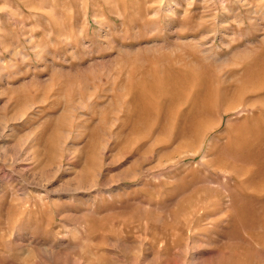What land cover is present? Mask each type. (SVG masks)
<instances>
[{
  "label": "rangeland",
  "instance_id": "rangeland-1",
  "mask_svg": "<svg viewBox=\"0 0 264 264\" xmlns=\"http://www.w3.org/2000/svg\"><path fill=\"white\" fill-rule=\"evenodd\" d=\"M0 264H264V0H0Z\"/></svg>",
  "mask_w": 264,
  "mask_h": 264
},
{
  "label": "bare ground",
  "instance_id": "bare-ground-1",
  "mask_svg": "<svg viewBox=\"0 0 264 264\" xmlns=\"http://www.w3.org/2000/svg\"><path fill=\"white\" fill-rule=\"evenodd\" d=\"M192 130H193V129H192ZM192 130H191V131H192ZM198 131H199V130H198Z\"/></svg>",
  "mask_w": 264,
  "mask_h": 264
}]
</instances>
